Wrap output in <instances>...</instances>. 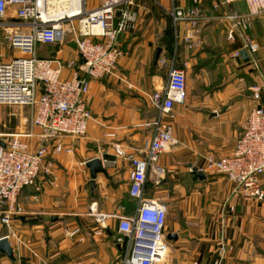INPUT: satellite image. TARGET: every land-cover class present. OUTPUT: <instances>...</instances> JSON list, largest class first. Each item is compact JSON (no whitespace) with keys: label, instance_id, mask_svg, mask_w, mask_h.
Segmentation results:
<instances>
[{"label":"crops","instance_id":"crops-1","mask_svg":"<svg viewBox=\"0 0 264 264\" xmlns=\"http://www.w3.org/2000/svg\"><path fill=\"white\" fill-rule=\"evenodd\" d=\"M194 5L205 18L191 28L192 45L187 40L190 24L175 25L171 10ZM95 7L88 3L89 9ZM231 9L248 12L245 0H136V22L119 35L124 53L117 74L90 81L86 102L93 118L87 135L65 137L73 151L46 158L36 183L20 192L24 212L13 215L10 225L2 223L0 210V237L8 235L14 247V258L0 253V264H123L129 238L120 234L115 214H133L138 201L129 193L131 163L116 156L115 145L145 156L153 133L150 123L161 115L150 97L164 87L172 64L185 70L188 96L164 116L174 126L176 142L156 163L163 171L148 172L144 191L145 199L160 201L168 210L162 264H215L222 230L228 243L223 264H264V200L244 195L236 182L207 168L209 154L234 153L249 113L264 104V92L261 102L252 95L264 85V13L247 31L259 45L253 53L242 32L228 37L223 14ZM69 43L48 54L40 50L54 43H39L37 52L79 59L77 46ZM30 115L29 108L18 132L28 130ZM26 139L33 148L37 145L36 137ZM94 157L106 168L95 179L87 166ZM261 182L264 186V174ZM93 203L98 212L110 214L106 228L91 213Z\"/></svg>","mask_w":264,"mask_h":264},{"label":"built area","instance_id":"built-area-1","mask_svg":"<svg viewBox=\"0 0 264 264\" xmlns=\"http://www.w3.org/2000/svg\"><path fill=\"white\" fill-rule=\"evenodd\" d=\"M230 4L233 0H222ZM247 13L231 9L223 14L228 22V37L237 31L245 34V47L255 53L259 45L247 35L254 19L264 13V0H245ZM136 0H102L92 9L88 0H0V47L5 43L20 56L0 61V105H25L30 108L29 128L15 132L0 141V210L1 221L11 224L13 215L24 212L19 195L26 186L34 185L43 162L53 152H72L65 137L86 136L92 112L86 96L91 79L115 76L123 55L119 35L132 29L136 22L133 5ZM76 7L74 11L72 8ZM217 7V5H215ZM120 12V15L117 13ZM171 16L175 25L190 24L187 40L195 44L191 28L204 19L199 5L174 6ZM69 34L77 44L79 59L40 57L37 45L63 41ZM191 46V45H190ZM239 54V52H237ZM183 68L170 66L164 87L150 97L160 116L150 124L152 139L144 157L115 145L116 156L131 163L130 196L138 201L131 215L115 214L120 219L119 232L127 236L123 264H161L165 260V227L167 206L157 200L145 199L148 172L163 170L156 165L160 155L176 142L174 126L165 121V115L174 112L177 103H185L188 91ZM264 85L253 89V99L261 102ZM42 131L35 133L34 128ZM108 136L115 137L114 132ZM36 137L37 145L26 139ZM207 168L224 174L238 185L244 195L264 200V104H258L249 113L243 132L238 137L234 153L230 156H207ZM102 228L108 226L110 214L97 211ZM100 233V232H99ZM8 237V235H6ZM164 246V248H163ZM231 249V247H229ZM228 251L224 231L221 232L220 258L223 264Z\"/></svg>","mask_w":264,"mask_h":264},{"label":"rangeland","instance_id":"rangeland-1","mask_svg":"<svg viewBox=\"0 0 264 264\" xmlns=\"http://www.w3.org/2000/svg\"><path fill=\"white\" fill-rule=\"evenodd\" d=\"M102 0H88L89 7L98 6ZM71 35V34H70ZM72 41L69 43V41ZM70 44L72 47L76 48V41L73 39L72 35L67 36L63 41H58L54 43L49 48H44L40 50L41 53L48 54L50 52H56L60 50L65 44ZM21 52L18 50H13L3 44L0 47V61L10 59L12 57L20 56ZM29 115V107L25 105H0V139H9L10 135L18 132L20 125L22 124L21 116ZM26 124V123H23ZM162 264V263H161Z\"/></svg>","mask_w":264,"mask_h":264},{"label":"water","instance_id":"water-1","mask_svg":"<svg viewBox=\"0 0 264 264\" xmlns=\"http://www.w3.org/2000/svg\"><path fill=\"white\" fill-rule=\"evenodd\" d=\"M117 14L120 15V12H118ZM160 51L161 50L159 49L157 56L159 55ZM241 54L245 59H249V55H248V52L246 49H242ZM87 166L91 170V174H92L93 179L96 178V176L99 172H106V168L103 165V161L97 157L89 159L87 161ZM195 173L197 175L202 174L201 171H198V170H195ZM94 185H95V180H93V186ZM174 237L176 238L177 235L174 234ZM0 253H4L10 258H14V247L11 245L10 240L6 236L0 237Z\"/></svg>","mask_w":264,"mask_h":264},{"label":"bare ground","instance_id":"bare-ground-1","mask_svg":"<svg viewBox=\"0 0 264 264\" xmlns=\"http://www.w3.org/2000/svg\"><path fill=\"white\" fill-rule=\"evenodd\" d=\"M74 5L76 6L77 4H78V0H74ZM77 8L76 7H74V8H72V10H70V11H74V10H76ZM163 248H164V246H163Z\"/></svg>","mask_w":264,"mask_h":264}]
</instances>
